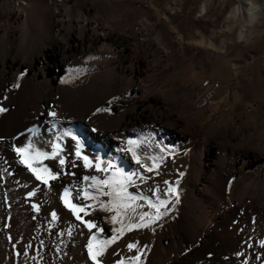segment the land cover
<instances>
[{
  "label": "bare ground",
  "instance_id": "1",
  "mask_svg": "<svg viewBox=\"0 0 264 264\" xmlns=\"http://www.w3.org/2000/svg\"><path fill=\"white\" fill-rule=\"evenodd\" d=\"M87 3L77 13L78 0H0V107L6 109L0 113V264H7V258L15 264H93L84 245L95 228H84L64 207L60 193L69 186L72 202L85 203L75 200L86 183L82 177L104 174L85 169L74 155V141L65 137L59 141L66 161L63 171L57 163L43 161L58 178L49 181V188L41 184L29 197L39 182L12 150L28 139L25 129L36 124L37 147L51 151L55 133L47 123L52 119L49 111L57 113L58 128L81 136L82 154L93 161L99 154L102 160L115 159L125 171H143L124 151L129 138L141 141L138 155L149 166L148 156L166 157L147 183L130 186V192L138 189L155 200L151 190L157 187L160 198H166L164 180L177 189L178 199L173 197L161 209L171 211L149 227L125 232L98 257L100 264L136 255V248L127 249L129 242L140 249L141 264H192L211 248L226 252L236 237L232 222L264 213V104L247 103L249 109L239 110L248 96L263 98L264 88L251 85L250 79L242 88L237 78L244 73L239 64L251 66L255 58L233 59L220 51V42L210 40L202 62L222 67L221 79L215 74L208 82L194 78L188 90L192 94L187 95L181 85L169 82L181 66L170 60L179 49L154 34L155 26L145 20L128 22L123 14L100 15ZM263 10L264 0H240L232 7L228 17L243 19L239 41L250 39V27ZM114 53L117 60H112ZM14 83L16 88L11 87ZM227 91L238 102L225 111L226 120L217 130L202 131L210 99ZM243 115L244 120L237 119ZM160 147L174 151L165 155ZM176 147L195 152L190 163L177 157ZM78 214L96 220L104 230L97 233L98 239L112 235L108 213L92 209L86 216ZM242 231L236 262L264 264V246L258 243L264 240V222H248Z\"/></svg>",
  "mask_w": 264,
  "mask_h": 264
},
{
  "label": "rangeland",
  "instance_id": "2",
  "mask_svg": "<svg viewBox=\"0 0 264 264\" xmlns=\"http://www.w3.org/2000/svg\"><path fill=\"white\" fill-rule=\"evenodd\" d=\"M78 1L79 5L76 7L78 10L75 9L77 13H81L84 9L83 5L88 2L87 4L91 5L100 15L112 13L116 16H121L123 14L128 22L136 23L140 20H145L149 24L155 26L154 34L160 35L161 39H163L164 43L168 44V46L179 49V52H176L170 60L175 63L180 61L181 66L179 67V72H177V74L175 73L174 76L170 78L169 82L181 85L182 88L185 89L183 91H185L187 95L191 93L188 90H190L189 86L192 84L194 78L206 80L205 82H208L210 77L215 74V77L218 78L217 80L221 79V73L224 71L222 67H216L210 63L202 62V59L206 57L208 50H210L208 46L210 40L220 42L222 44L220 51L233 59L247 56L253 62L255 58V63H251V66L248 63L239 64V70H244V73L237 78H240L242 88L245 87V83L249 81L248 79L253 80L251 85H258L264 88V10L261 14L262 17L250 27V30L253 31L250 39L247 42H242L238 40L237 34L243 19L240 17L235 20L228 17L232 7L237 5L240 0ZM261 1L262 0H252L253 3ZM204 4H206L205 11L202 10ZM117 55L118 54L114 53L112 60H117ZM198 61L201 63L197 64ZM75 67L74 65L71 66L72 69ZM210 89L211 87L203 91L200 97L207 94ZM235 98L232 91L224 92L220 94L218 98H211L207 107L209 115L201 123V130L204 132L217 130L226 120L225 111L238 102ZM241 102L239 110L244 111L246 108L249 109V107H246L247 103L248 106L253 107L263 105L264 97L262 98L259 95L248 96ZM237 119L244 120L245 117L243 115L241 118L237 117ZM175 154L178 158L186 157L188 163H190L195 152L191 148L182 149L176 147ZM165 161L166 157L159 164V168L162 167ZM139 173L148 177V179L143 183L137 179L136 184L138 185L147 183L151 177H153V173L145 172L144 170ZM137 204L142 205L138 211H149L147 205H145L142 200L137 201ZM258 217L248 219L247 217H245L246 219L241 217L236 219V221L232 222V226L236 227V237L230 248L226 252L221 249L211 248V250L209 249L206 251L203 259L192 264H239L236 262L235 258L244 241L242 230L248 222L251 224L253 222V224H255L258 219L264 222V213ZM6 249L8 250L7 247ZM6 263L15 264V261L7 258Z\"/></svg>",
  "mask_w": 264,
  "mask_h": 264
},
{
  "label": "snow or ice",
  "instance_id": "3",
  "mask_svg": "<svg viewBox=\"0 0 264 264\" xmlns=\"http://www.w3.org/2000/svg\"><path fill=\"white\" fill-rule=\"evenodd\" d=\"M71 72L72 69H68ZM24 73L21 72L20 76ZM19 79V77H17ZM61 82H67L64 77H61ZM17 84H12V88H16ZM6 109L0 107V113L5 112ZM108 111L107 108H97L96 112ZM49 117H52L47 123L49 125V130H54V136L50 142L51 151H46L42 147H37V140L39 138L40 129L38 125L33 124L30 128L25 129V132L29 134L28 139L22 143L20 146L13 145L12 150L18 158V163L24 165L32 177L39 183L36 187L27 193L29 197H32L36 191L40 188L42 184L45 188H49V181H55L58 178V172L54 171L52 168L48 167L43 163L45 160L53 161L59 166V170L63 171L65 167V157L62 155L63 148L59 141H62L65 137H70L75 143L74 155L76 159L83 162V167L88 169L90 167L95 168L97 173H103V177L99 175H85L82 180L85 186L78 191L75 196V200L80 201L81 198L85 203H73L70 193L69 186H64L63 191L60 193V201L63 203L64 207L71 212V215L80 221L84 228L92 230L95 228V232H91L87 237V243L84 245L87 250V254L93 264H100L98 257H101L104 251L109 245L113 244L116 240H119L125 232L131 231L133 228H146L149 227L154 221L159 220L161 216L166 215L171 208H167L164 211V206L169 203V200L177 196V189L174 185H170L168 180H164L163 184L167 186L164 190V197L160 198L158 195L157 187H153L151 194L156 197L155 200L147 195H141L139 190L129 191V187L136 188L137 179L141 183L145 182L148 177L140 174L139 172H128L118 164V162L109 158L108 160H102L101 155L96 154L94 156V161L89 158L88 155L82 154V148L84 146V141L81 136L74 133L71 129H60L58 128V121L56 120L57 113L55 111H49L47 113ZM91 132H97L96 128H92ZM23 135V134H18ZM36 138V139H34ZM126 151L127 154L131 155V159L135 162L139 168L143 169L145 172L156 174V169H158L159 164L162 162V155L148 156L147 160L151 161V165L145 163L144 160L138 155L137 149L141 141L135 139L126 140ZM159 147V145H157ZM172 150H166L160 147V153L170 154ZM75 166V165H73ZM71 175L72 173H68ZM184 173H179V176H183ZM179 183V180L176 181ZM106 198V199H102ZM143 201L147 205L149 211H138L142 205L137 204V201ZM173 200V205L175 204ZM32 209L34 211H39V206L37 204H32ZM96 209L99 212L108 213L107 221L112 225L111 232L112 235L106 239H98L97 233L104 231L102 228L97 226V222L94 219H83L78 213H83L85 216L88 215L89 211ZM52 221H56L57 213L55 211L50 213ZM133 216L136 219H133ZM51 226V223L49 224ZM72 226L69 225L68 231L71 233ZM262 246H264V240L258 241ZM127 249L132 250L137 249L136 255L125 258L121 256L115 261V264H141L139 260L140 249L135 242H129L126 245ZM27 252V249L24 250ZM115 254V253H113ZM239 255V253H237ZM35 260V257H33Z\"/></svg>",
  "mask_w": 264,
  "mask_h": 264
}]
</instances>
